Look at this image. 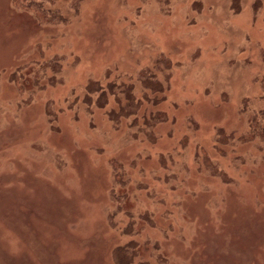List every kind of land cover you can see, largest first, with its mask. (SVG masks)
I'll use <instances>...</instances> for the list:
<instances>
[{
	"label": "rangeland",
	"instance_id": "374dc122",
	"mask_svg": "<svg viewBox=\"0 0 264 264\" xmlns=\"http://www.w3.org/2000/svg\"><path fill=\"white\" fill-rule=\"evenodd\" d=\"M234 1L0 0V264H264V0Z\"/></svg>",
	"mask_w": 264,
	"mask_h": 264
},
{
	"label": "trees",
	"instance_id": "16d2710c",
	"mask_svg": "<svg viewBox=\"0 0 264 264\" xmlns=\"http://www.w3.org/2000/svg\"><path fill=\"white\" fill-rule=\"evenodd\" d=\"M240 2H241V0H235L234 1V5H235V8L233 9L234 12H239L241 10ZM45 15H47V13L43 12V14L39 17V21ZM159 86H161V85L158 82L156 84V87H159ZM130 88L132 89V87H130ZM131 89H127V90L125 89V93L128 92L130 94V97L127 99L128 101L125 103V105L122 103L123 99L120 100V98H116L117 103L118 102L120 103V101H121L122 105L121 104L119 105V103H118V111H116L114 109L111 110L109 112V116L110 115L115 116L116 119H118V120H121L123 118L124 119L133 118L135 120V123H140L141 121L146 120V116L144 114H142V115L138 114L140 112V108L142 105L141 102H143V100L146 99V95H144V97L142 99H138L136 96H134V94H132V92L130 91ZM125 93L121 92V95L124 96ZM88 97L90 98V101L88 103L91 105H92V103H95L99 108H106V106L108 105L107 93H105V94L103 93V95H101L97 98H94L93 96H88ZM151 118H152L151 121L146 120V123H148V124H146V129L150 130L149 134L152 136V138H155V132L153 129L155 128V126H157L161 122V119L163 117H160V115H159V116H152ZM143 125H144V123H143Z\"/></svg>",
	"mask_w": 264,
	"mask_h": 264
}]
</instances>
